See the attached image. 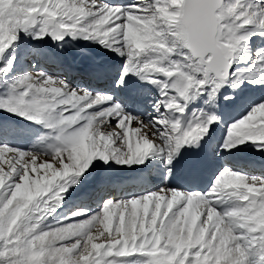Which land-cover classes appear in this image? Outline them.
I'll return each instance as SVG.
<instances>
[{
    "label": "snow or ice",
    "instance_id": "snow-or-ice-1",
    "mask_svg": "<svg viewBox=\"0 0 264 264\" xmlns=\"http://www.w3.org/2000/svg\"><path fill=\"white\" fill-rule=\"evenodd\" d=\"M37 25V39L51 36L63 41L70 34L126 57L116 87L124 86L130 74L157 84L165 111L145 121L108 93L73 88L43 72L19 77L13 94L0 97V110L57 134L51 150L44 152L46 161L40 159V152L0 145V174L6 177L0 186V264H32L33 252L42 254L40 264H126L123 258L137 254L148 258L146 264H264V227L252 222L264 216V177L230 168L220 171L209 194L165 187L126 200L109 199L91 216L78 210L66 218L67 223L41 227L60 206L63 194L80 182L97 158L133 166L156 153L166 159L171 175L183 148L200 147L220 117L202 113L185 125L181 118H172V113L183 117L187 104L200 95L208 93L214 100L225 85L240 87L243 81L234 76L232 65L253 35H264V3L134 0L121 5L106 0H10L7 10L0 9L4 28L0 58L18 41L21 31L27 34ZM249 28L254 30L242 31ZM177 55L180 59H173ZM256 63L264 68V53L258 54ZM5 70L0 68V72ZM160 76L165 79L159 80ZM133 123L137 126L132 127ZM246 142H258L264 149V101L231 124L224 147L231 150ZM73 152H80L75 162L70 159ZM49 166L55 172L45 175ZM65 166L71 169L67 173ZM250 184L258 191H250ZM229 192L242 205L219 212L215 202ZM193 202L206 205L200 223L207 221L210 211L215 224L206 240L201 242L197 233L192 243L179 247L178 217ZM141 207L147 216L140 215ZM23 219L32 223L21 230Z\"/></svg>",
    "mask_w": 264,
    "mask_h": 264
},
{
    "label": "bare ground",
    "instance_id": "bare-ground-1",
    "mask_svg": "<svg viewBox=\"0 0 264 264\" xmlns=\"http://www.w3.org/2000/svg\"><path fill=\"white\" fill-rule=\"evenodd\" d=\"M134 2V0H106V3L108 4H121V5H130ZM177 3H180V0H176ZM258 3H264V0H258ZM10 4V0H9ZM93 19V18H90ZM90 22V21H89ZM39 29V25H37L35 28H32L29 30V32L26 34L23 31L19 33V39L18 41L14 42L12 46L9 47L8 51L4 54L2 61L0 62V68H5L6 70L3 72H0V97H7L8 95L13 94V85L18 80L19 77L25 75V74H31L34 73H46L49 75H52L54 77L63 76L64 68H59L58 64L61 61L69 60L71 62H75L82 54L86 53V50L83 49V44L80 46H76L78 42H81L83 38H73L72 35H67V38L63 41H59L60 43L57 44V46L52 50L50 46L45 47L44 46V40L48 37H44L43 39H37L36 36V30ZM243 31V30H242ZM245 31V30H244ZM246 31H252L251 29H247ZM3 32L4 28L3 26H0V37L3 39ZM255 36V35H253ZM252 36V37H253ZM51 37V36H49ZM251 37V38H252ZM39 40V44H36V41ZM251 40V39H250ZM248 42V45L246 48H244L239 55L237 56L236 62L232 65L235 69L233 70V74L236 77H239L242 79L241 85H252L254 83L262 84L264 85V70H262L263 74L260 79L252 80L247 77L249 73H252L253 69H256L259 64L256 63L258 54L262 53L258 49H253L252 45L253 42ZM96 42L93 40H89V43L87 45H93ZM85 44V43H84ZM64 46V47H63ZM104 49L97 46V49L93 52V54L101 53V50ZM114 52V51H112ZM118 58L121 59L120 67L125 65L126 57L118 55L116 52H114ZM33 55L34 57V63L37 64L38 67H35L34 70H32V64L30 61L31 58L29 55ZM102 56V55H101ZM104 56V55H103ZM47 57V61L44 60ZM173 59H180V56L177 55L173 57ZM57 61L58 64H55L54 66L49 65L47 62ZM11 62V67L8 68L7 65ZM248 63V65H247ZM30 67V68H29ZM112 77H115L116 79L119 78V72H115ZM35 82V81H34ZM73 88H76V80L75 81H67ZM74 83V84H73ZM90 88H96L99 87L98 93H108L112 95L116 101L122 104V101L116 98V96L112 93L111 86L108 85V83H102V84H88ZM252 88V87H250ZM232 91V89H231ZM264 92V90H263ZM229 92H225L224 94H228ZM206 95H209L208 93H205ZM203 94V95H205ZM261 101H264V96L261 98H257L255 96H249L246 98H243V107L237 110L236 114H239L242 112L239 119H241L243 116L247 115V113L252 109L253 106L259 104ZM211 113H213V110H211ZM229 114V113H228ZM226 116V119L230 120L232 117V114H229ZM159 116V115H158ZM156 116V118L158 117ZM22 118L21 116L17 114H11L10 112L6 110H0V144L6 145L9 144L11 147L24 150V151H37L40 152V159L46 161L48 159L47 155L44 152H49L51 150V146L56 143L54 136L48 134V132H51L48 128L43 126L42 124L32 122L28 120L27 118H22L25 122L31 123L30 126L26 128V132L22 133L20 137L16 140H14L12 143L9 142L7 138L3 136V134L11 136L13 132H9V130L13 131V124L16 123L17 120ZM238 119V120H239ZM154 119H145V121H151ZM236 120V121H238ZM230 122L228 124L227 133L224 136L223 141H220L219 143L215 144L214 147H217L216 150V160L217 163L219 160H222L219 164V173L224 168H230L232 167L229 164H226L224 160L229 156V153L235 152L238 147H242L244 149V155H250L249 160H252L251 158H256L255 163L258 165V168H249L247 171L250 173H243L249 176H256L260 175L264 177V149H262L259 146L258 142H246L242 145H238L235 148H232L231 150L225 149L224 145L227 141V135L230 130V126L232 123L236 122ZM115 124V121H113ZM137 125L133 123L132 127H136ZM150 131V130H145ZM47 132V133H46ZM17 135V134H16ZM13 139V137H12ZM7 143V144H6ZM83 151V148H81L80 152ZM80 152H73L70 153V159L75 162L78 155H80ZM148 163L146 164V167L148 168L149 172H155L159 175H163L167 169V162L166 159L159 154L153 153L150 155L149 158L146 159ZM27 163V161H25ZM216 164V161H215ZM133 166H140V165H133ZM124 165L117 164L115 161H109L108 163H105L104 161L97 158L93 162V164L90 166L88 170H86L85 174L80 178V182L75 184L74 186L70 187L66 193L63 194V201L60 204V206L57 208V210L49 215L42 223L41 227L44 228V226L50 222L49 227H55L60 222H69L65 216L64 219H61L59 217V214L61 211L68 212V202L73 200L76 201L79 192L84 189L87 186H95L99 185L103 181H108L110 179V175L118 172L124 171ZM66 173L69 172L71 169L69 166H65L63 169ZM233 170V169H232ZM106 171L108 178L104 180H100L98 176H103L100 173ZM235 171V170H234ZM54 173L55 169H52L51 166H49L48 170L45 172V175H48L49 173ZM239 172V171H237ZM213 176L211 186H214V181L218 177V174ZM98 175V176H97ZM6 180V177L2 174H0V182L4 183ZM6 182V181H5ZM195 183L201 184L200 182L195 180ZM181 182L179 181V177L175 174H171V178L165 182L163 185V188H177L181 189ZM100 191L105 192L107 186L105 185H99ZM34 187V182H33ZM148 186H146L147 188ZM156 185H152L151 190L149 193L158 191L160 189H155ZM247 188L252 191L256 192L258 191L257 187L255 185H247ZM185 191V190H184ZM189 194L192 193H199V194H209L211 191L208 189L207 191L199 192V191H186ZM134 196H126L124 197L122 193L115 199V200H126L129 198H132ZM183 197H179L178 200H182ZM224 198L223 200H218L215 202V207L219 212H227L233 209H236L237 207L231 205L229 202L230 200H226ZM79 200V199H77ZM164 207H168V201L164 202ZM62 209V210H61ZM206 209V205L203 202H193V205L191 208H188L187 205H185V210H182L183 214L178 217L180 223L178 225L179 227V237L176 241L177 245L179 247H183L187 244H190L193 242L194 237H196L197 233L199 234V239L202 242L203 240L207 239L208 231L211 230L213 225L215 224V217L211 216V212L209 211V216L207 221L205 223H200V216L203 214V212ZM74 211H76L74 209ZM99 210L98 212H100ZM140 215L141 216H147L148 214L143 211V208L141 207ZM152 211L155 212V206H153ZM72 211L70 210V213ZM98 212H94L98 213ZM71 215V214H70ZM63 218V217H62ZM151 218V217H149ZM33 220L36 219L35 216L32 218ZM26 220V221H25ZM26 225H30L32 223V220L25 219ZM258 227H264V216L258 215L254 221ZM149 227H154V225H150ZM23 230V227L22 229ZM146 256L142 255H134L131 257L124 258L126 264H137V261H140L141 264H146L147 261Z\"/></svg>",
    "mask_w": 264,
    "mask_h": 264
},
{
    "label": "rangeland",
    "instance_id": "rangeland-1",
    "mask_svg": "<svg viewBox=\"0 0 264 264\" xmlns=\"http://www.w3.org/2000/svg\"><path fill=\"white\" fill-rule=\"evenodd\" d=\"M66 38H67V35L65 36ZM0 42H2V38L0 37ZM64 47V46H63ZM9 49V48H8ZM8 49H6V51H5V53L8 51ZM4 53V54H5ZM4 54H3V56H4ZM3 56H2V58H0V62L2 61V59H3ZM30 68V67H29ZM8 96H10V95H8ZM114 124V123H113ZM7 144V143H6ZM0 145H2V144H0ZM7 146H10L9 144H7ZM101 175H103V176H98V178L100 179V180H104V179H107L108 178V175H107V172L106 171H104V172H102V173H100ZM6 181V180H5ZM4 181V183H6ZM4 183H1L0 182V186H2ZM32 187H33V185H32ZM34 188V187H33ZM62 210V209H61ZM70 208H69V210H68V212H70ZM62 212H64V211H61L60 212V214L62 213ZM59 214V215H60ZM70 214L72 215V213H69V214H67L66 216H65V218H67V217H69L70 216ZM64 218V216H61L60 218ZM19 219V218H18ZM25 219H23L22 221H21V226L23 227V226H25L26 225V223H25V221H24ZM50 222H48L45 226H44V228H48L49 226H50V224H49ZM13 227V225H11V224H9V228L11 229ZM22 227H21V229H22ZM53 227V226H52ZM114 227H115V225H114ZM94 231H95V229H94ZM99 242V241H98ZM34 248H35V245L33 246ZM41 255L42 254H40V253H36V252H33V255L31 256V261H32V264H40V258H41ZM124 259V258H123ZM137 264H141V262L140 261H137Z\"/></svg>",
    "mask_w": 264,
    "mask_h": 264
},
{
    "label": "clouds",
    "instance_id": "clouds-1",
    "mask_svg": "<svg viewBox=\"0 0 264 264\" xmlns=\"http://www.w3.org/2000/svg\"><path fill=\"white\" fill-rule=\"evenodd\" d=\"M8 7H9V0H2V2H0V9L7 10ZM20 214L21 212L18 211L16 213V218H18Z\"/></svg>",
    "mask_w": 264,
    "mask_h": 264
}]
</instances>
